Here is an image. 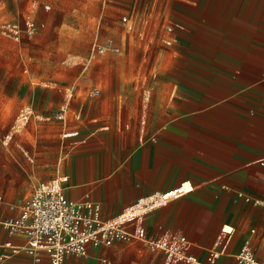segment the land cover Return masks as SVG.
I'll list each match as a JSON object with an SVG mask.
<instances>
[{
	"label": "crops",
	"instance_id": "crops-1",
	"mask_svg": "<svg viewBox=\"0 0 264 264\" xmlns=\"http://www.w3.org/2000/svg\"><path fill=\"white\" fill-rule=\"evenodd\" d=\"M164 8L158 21L166 24V45L154 47L150 63L120 62L117 79L84 80L85 95L71 103L52 92L53 115L74 121L66 134L74 140L61 155L60 132L42 128L40 139L57 140L56 145L38 146L29 138L31 151L23 143L6 147L3 156L13 166L0 178V192L11 199L18 188L61 178L69 198L90 199L100 205L103 219H111L145 197L175 191L124 227L143 226L152 238L182 234L190 242L188 253L202 263L217 247L216 264H237L250 238L264 260V0H167ZM125 22L133 28L128 16ZM12 67L0 63L2 112V98L16 92L8 88L23 86L7 77ZM69 104L75 118L66 116ZM27 108L32 116V104ZM62 109L64 117H56ZM15 162L24 171H16ZM2 199L0 264H33L23 249L26 238L9 234L4 225L20 214L24 201L15 206ZM70 260L187 264L139 238L90 244L86 255Z\"/></svg>",
	"mask_w": 264,
	"mask_h": 264
},
{
	"label": "rangeland",
	"instance_id": "rangeland-1",
	"mask_svg": "<svg viewBox=\"0 0 264 264\" xmlns=\"http://www.w3.org/2000/svg\"><path fill=\"white\" fill-rule=\"evenodd\" d=\"M15 1L18 5L0 3V63L12 64L7 77L21 81L23 86L8 88L16 92L12 97L2 98L7 99L3 112L0 104V178L7 165L13 166L3 156L6 147L23 143L31 151L34 146L27 142L29 138L38 146L58 143L41 140L43 129L60 132L61 155L67 153L74 136L66 134L74 130L70 127L74 121L64 123L54 117L57 110L52 102L54 93L57 100L67 97L71 103L85 95L84 80L117 79L120 62L147 65L155 53L154 47L166 45L162 40L166 24L159 23L158 15H164L167 0H23L27 2L25 5L21 0H8ZM124 15L133 21L132 29L123 20ZM108 39L119 50L108 48L100 52L99 46L106 45ZM129 47L132 51L126 55ZM3 77L0 69V79ZM26 104H32L34 113L23 124ZM66 116L76 117L70 104ZM15 165L16 171H24L17 162ZM33 188H18L17 197L11 199L5 192L0 195L2 201L10 200L17 206L30 196Z\"/></svg>",
	"mask_w": 264,
	"mask_h": 264
},
{
	"label": "built area",
	"instance_id": "built-area-1",
	"mask_svg": "<svg viewBox=\"0 0 264 264\" xmlns=\"http://www.w3.org/2000/svg\"><path fill=\"white\" fill-rule=\"evenodd\" d=\"M127 20V16H123ZM35 29V28H34ZM112 48L119 50L108 39L99 46L100 52ZM64 110L55 116L63 118ZM32 114L24 110L26 122ZM178 192L170 191L145 197L116 218L103 219L100 205L90 199L69 198L61 186V178L38 183L21 205L20 214L4 222L9 234L26 238L23 249L32 255L33 264H72L71 257L87 254L88 245H110L117 240L139 238L153 248L165 251L167 257L187 264H216L219 248H212L205 263L188 253L189 240L182 234L152 238L143 226L134 230L124 227L128 221L140 218L146 212L173 198ZM248 199V198H247ZM237 264H264L257 258L250 238L245 240L237 255Z\"/></svg>",
	"mask_w": 264,
	"mask_h": 264
}]
</instances>
